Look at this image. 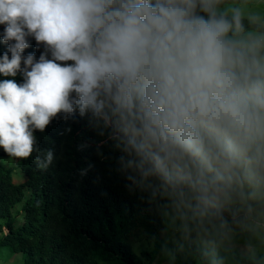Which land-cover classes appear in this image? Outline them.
<instances>
[{
	"label": "clouds",
	"instance_id": "1",
	"mask_svg": "<svg viewBox=\"0 0 264 264\" xmlns=\"http://www.w3.org/2000/svg\"><path fill=\"white\" fill-rule=\"evenodd\" d=\"M0 25L12 174L47 168L37 135L80 123L211 264L264 228V0H0Z\"/></svg>",
	"mask_w": 264,
	"mask_h": 264
},
{
	"label": "trees",
	"instance_id": "2",
	"mask_svg": "<svg viewBox=\"0 0 264 264\" xmlns=\"http://www.w3.org/2000/svg\"><path fill=\"white\" fill-rule=\"evenodd\" d=\"M51 130V137L46 131L36 138V145L50 142L56 152L47 168L22 160L16 168L25 181L18 185L12 170L0 165V251L20 255L21 264H211V256H201L200 240H181L149 194L131 185L110 140L98 144L80 123ZM140 241L144 248L138 250ZM257 242L264 243L260 232L237 227L233 247L218 245V258L222 264H263L262 255L253 260L238 248Z\"/></svg>",
	"mask_w": 264,
	"mask_h": 264
},
{
	"label": "rangeland",
	"instance_id": "3",
	"mask_svg": "<svg viewBox=\"0 0 264 264\" xmlns=\"http://www.w3.org/2000/svg\"><path fill=\"white\" fill-rule=\"evenodd\" d=\"M249 7L250 8H257L258 7V0H249ZM0 164L4 167L8 168V169H12V162L8 158H0ZM12 176H13V181L15 184H20V183L25 181L24 176L22 174H20L18 171H14ZM168 230H169V224L166 226L167 233H168ZM259 232L264 236V228H261L259 230ZM174 233H176V232H174ZM136 245L138 246V250L144 248L141 241L137 242ZM221 245L233 247V245H230L229 241H227V240H225L223 243L219 244V246H221ZM204 247H206V246L204 245ZM238 248L244 257L255 258L256 255H262V257H259V258H262V260L264 261V243L263 242H257V244H255V246H251V247L250 246H239ZM221 249H224V248L221 247ZM149 251H151V250L149 249ZM253 260H256V258ZM21 262L22 261H21L20 255L17 254L14 256H10V255L6 254L4 251H0V264H21ZM263 264H264V262H263Z\"/></svg>",
	"mask_w": 264,
	"mask_h": 264
}]
</instances>
